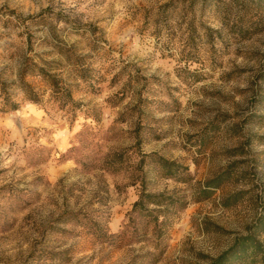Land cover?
Listing matches in <instances>:
<instances>
[{
  "label": "rangeland",
  "instance_id": "obj_1",
  "mask_svg": "<svg viewBox=\"0 0 264 264\" xmlns=\"http://www.w3.org/2000/svg\"><path fill=\"white\" fill-rule=\"evenodd\" d=\"M168 2L0 0V264H211L249 233L261 255L236 264H264V227L253 229L264 219V0L195 6L192 39L181 6L160 9ZM29 61H55L72 103L31 74L39 102L23 101ZM148 155L189 180L162 177ZM142 189L187 202L158 261L154 235L130 218Z\"/></svg>",
  "mask_w": 264,
  "mask_h": 264
},
{
  "label": "trees",
  "instance_id": "obj_2",
  "mask_svg": "<svg viewBox=\"0 0 264 264\" xmlns=\"http://www.w3.org/2000/svg\"><path fill=\"white\" fill-rule=\"evenodd\" d=\"M207 0H170V2L160 6V9H167L169 6L174 8L177 5L181 6L185 11V17H188L187 23V36L192 39L194 28V7L202 6ZM169 9V8H168ZM169 12V10H167ZM166 13V12H164ZM163 13V14H164ZM189 15V16H187ZM205 35L210 33L211 30L204 27ZM57 53L64 57V61L68 63V66L74 68L77 73H82L83 66L79 63V56H75L71 53L70 49H65L64 47H58ZM68 54V55H66ZM73 60V61H71ZM53 65H58L55 61L42 62V65L34 63L33 61L27 62L23 69L17 75V87L22 93V100L32 103L39 102V96L35 90L24 81L26 75L31 74L32 76H37L41 78L44 82L48 84L53 96H56V100L60 101L61 107L63 105L72 103L70 94L62 86H60V80L57 78L58 75L52 72ZM59 66V65H58ZM80 77V76H79ZM81 78V77H80ZM10 110L16 109V105L13 104L9 107ZM212 129H217L216 126L211 125ZM203 141V140H202ZM146 158L153 159V163L157 165L159 171L162 173V177L166 179H173L176 182L183 183L189 180L190 174L186 167L178 165L175 162L164 160L163 158L156 157L155 155H148ZM114 162V161H113ZM115 162H118L115 159ZM229 179V171H223L220 175L212 178L210 181L206 182L202 187H200L196 194L198 195L195 201L205 200L212 192L218 189L226 179ZM199 199V200H198ZM186 201L183 198L175 197L172 195H167L166 193H148L144 189L140 191L138 199L133 203L132 209L130 211V218L133 216H138L140 218L141 231L145 235L149 233L152 234L153 240L155 241L153 245L154 253H150V256L154 257V261H158L166 249V241L168 240V232L174 218L185 208ZM95 226L98 230V237H106V232L102 226L98 223L91 224ZM91 225L87 226V229H92ZM264 227V219L259 218L254 224V232L259 231ZM259 228V229H258ZM252 229V228H251ZM95 231V230H93ZM95 233V232H94ZM126 234V230L114 235L115 238L123 237ZM251 251V252H250ZM261 247L257 244L255 238L251 233L242 236L235 240V242L222 254L212 260L211 264H236L247 259L251 255L253 256L261 255ZM254 253V254H252Z\"/></svg>",
  "mask_w": 264,
  "mask_h": 264
}]
</instances>
